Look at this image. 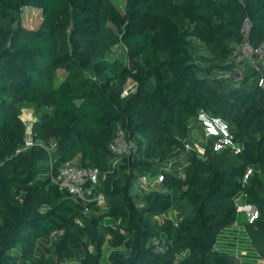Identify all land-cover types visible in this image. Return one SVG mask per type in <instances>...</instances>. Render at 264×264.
<instances>
[{
  "label": "trees",
  "instance_id": "trees-1",
  "mask_svg": "<svg viewBox=\"0 0 264 264\" xmlns=\"http://www.w3.org/2000/svg\"><path fill=\"white\" fill-rule=\"evenodd\" d=\"M26 7L41 11L34 28ZM245 17L252 44L264 43V0H0V264H238L216 243L240 196L258 209L243 225L264 260V64L234 62ZM24 103L35 143L16 152ZM200 110L227 121L241 152L213 150V136L199 140L202 156L185 151L202 135ZM118 127L135 149L112 167ZM180 160L179 173L163 169L156 189L134 193ZM67 162L99 171L104 205L51 181Z\"/></svg>",
  "mask_w": 264,
  "mask_h": 264
},
{
  "label": "built area",
  "instance_id": "built-area-1",
  "mask_svg": "<svg viewBox=\"0 0 264 264\" xmlns=\"http://www.w3.org/2000/svg\"><path fill=\"white\" fill-rule=\"evenodd\" d=\"M252 26V21L249 17H245L242 26L241 34L242 40L235 47L236 58L234 62L239 64L244 61H248L251 66L259 70L260 64H264V43L259 45H253L249 38L250 29ZM240 70V69H238ZM229 71H220L219 76H227ZM260 86L264 87V79H261L258 83ZM135 86V82H131L129 85L125 86L121 95H127ZM196 121L202 127V135L199 136V140L202 138L213 136L215 140L212 145V149L215 151L221 150L223 148L228 149L234 153L241 152L242 147L235 140L234 134L230 131L228 123L226 120L219 116L210 115L204 110H200L197 114ZM25 142L22 146L16 149V152L24 150L29 146L33 145L35 142L30 136V128L27 129ZM53 147L52 144L48 146L49 149ZM183 147L186 150L195 149L199 156L204 154V148L200 141H184ZM135 149L134 142L127 137L126 132L123 128L118 127L113 140L110 143V151L112 153L113 159L111 166L115 167L120 159ZM251 169L248 168L244 175V180L247 178ZM99 171L93 167H82L77 166L73 162H67L61 167H59L56 173L50 171V178L53 183L58 184L60 187L65 188L71 193V195L84 204L87 202H95L98 205H104L105 199L102 193L97 192L96 186L99 182ZM151 185L159 183L162 180V172L160 171L153 177L142 176L141 179L145 182V179H151ZM237 210L245 214V220L251 223L258 216V209L255 205L248 202H237ZM237 241L236 246L239 243V230L236 234ZM152 244L157 251H162L161 239L154 237L152 239ZM246 252L239 250L236 247L235 257L238 260V264H242V257ZM264 263V260H261Z\"/></svg>",
  "mask_w": 264,
  "mask_h": 264
},
{
  "label": "rangeland",
  "instance_id": "rangeland-1",
  "mask_svg": "<svg viewBox=\"0 0 264 264\" xmlns=\"http://www.w3.org/2000/svg\"><path fill=\"white\" fill-rule=\"evenodd\" d=\"M113 4H115V6H117L120 9L124 8L125 5V0H110ZM40 17H41V11L39 9L36 8H30V7H26L24 9V13H23V19L22 22L24 25H26L27 27L30 28H34L38 25V23L40 22ZM201 51V50H200ZM111 52L114 53L115 55L122 57L123 59L125 58V53H124V49L123 47H113L111 49ZM203 54H205V52H202ZM201 53V54H202ZM244 64V63H243ZM239 71H242L241 68H239ZM132 81L128 80L126 83V86L129 85ZM21 111H22V118L24 119V121L26 122L27 128H30V125L32 123V119L35 117L34 113H33V107L31 105H28L26 103L22 104L21 106ZM31 114L33 115V118L31 117ZM197 133V131H195ZM28 135V134H27ZM30 136L32 137V134H30ZM199 139V138H198ZM185 163L180 161H177L176 163H171L170 161L164 162L163 163V167L161 168V170H166V171H174V172H180L181 171V166L184 165ZM149 177V176H147ZM151 179H145V182L142 181L141 178H139L135 185H134V193L138 192L140 195H143L144 193L150 191V190H154L157 188V183L151 185ZM137 198H140L137 196ZM139 203H141L140 199H138ZM243 216L245 219V214L242 213L239 215V218L237 216L236 219V223L237 225H233L231 227L228 228L229 229H234V232L232 233V235H236V231H237V227H240V238H242V231H243ZM47 240V239H46ZM45 239L40 240L39 243L37 244L38 247L40 248L45 242ZM254 259L256 260V262L258 263L257 259H259L257 256L254 255ZM259 264V263H258Z\"/></svg>",
  "mask_w": 264,
  "mask_h": 264
},
{
  "label": "crops",
  "instance_id": "crops-1",
  "mask_svg": "<svg viewBox=\"0 0 264 264\" xmlns=\"http://www.w3.org/2000/svg\"><path fill=\"white\" fill-rule=\"evenodd\" d=\"M30 118H33V115L31 114V117ZM193 139L192 140H197V138H199V135L196 134L195 132L193 133L192 135ZM199 141V139L197 140ZM182 155V154H181ZM182 167V166H181ZM238 202L242 203L244 202V199L243 197H239V200ZM243 212L239 211L238 212V218H239V215L242 214ZM245 221L244 219V216H243V222ZM237 221H235L233 224H231L230 226L224 228L219 236H218V241L216 243V247L219 248V249H223V250H226V251H232L234 252V250H236V241H237V237L236 235H232V233L234 232V229H229V227L233 226L234 224L237 225L236 223ZM239 230V249H241V251H244L247 253V258L245 259V262L246 264H255L254 263V254L252 252H250L251 248H250V242H249V239H248V236H247V233L244 229V225H243V231H242V238H240V230L241 228L240 227H237V231ZM237 231H236V234H237ZM262 259H257L258 262L262 263L261 261Z\"/></svg>",
  "mask_w": 264,
  "mask_h": 264
},
{
  "label": "water",
  "instance_id": "water-1",
  "mask_svg": "<svg viewBox=\"0 0 264 264\" xmlns=\"http://www.w3.org/2000/svg\"><path fill=\"white\" fill-rule=\"evenodd\" d=\"M131 67V69H134V67L133 66H130Z\"/></svg>",
  "mask_w": 264,
  "mask_h": 264
}]
</instances>
